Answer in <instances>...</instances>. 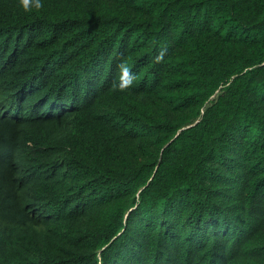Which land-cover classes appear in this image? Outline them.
<instances>
[{
  "label": "trees",
  "instance_id": "trees-1",
  "mask_svg": "<svg viewBox=\"0 0 264 264\" xmlns=\"http://www.w3.org/2000/svg\"><path fill=\"white\" fill-rule=\"evenodd\" d=\"M0 264H264V0H0Z\"/></svg>",
  "mask_w": 264,
  "mask_h": 264
}]
</instances>
